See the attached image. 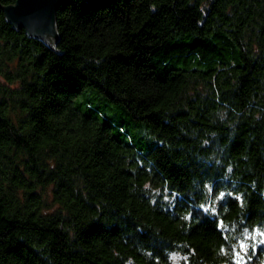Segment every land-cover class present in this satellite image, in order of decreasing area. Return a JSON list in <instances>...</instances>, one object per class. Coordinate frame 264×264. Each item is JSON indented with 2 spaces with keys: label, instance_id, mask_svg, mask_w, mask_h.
I'll return each mask as SVG.
<instances>
[{
  "label": "trees",
  "instance_id": "trees-1",
  "mask_svg": "<svg viewBox=\"0 0 264 264\" xmlns=\"http://www.w3.org/2000/svg\"><path fill=\"white\" fill-rule=\"evenodd\" d=\"M15 2L0 264H264V0H68L54 48L7 22Z\"/></svg>",
  "mask_w": 264,
  "mask_h": 264
},
{
  "label": "water",
  "instance_id": "water-1",
  "mask_svg": "<svg viewBox=\"0 0 264 264\" xmlns=\"http://www.w3.org/2000/svg\"><path fill=\"white\" fill-rule=\"evenodd\" d=\"M68 0H16L2 8L7 22L15 30H24L31 39L54 48L59 41L57 14ZM89 4L114 0H84Z\"/></svg>",
  "mask_w": 264,
  "mask_h": 264
},
{
  "label": "rangeland",
  "instance_id": "rangeland-1",
  "mask_svg": "<svg viewBox=\"0 0 264 264\" xmlns=\"http://www.w3.org/2000/svg\"><path fill=\"white\" fill-rule=\"evenodd\" d=\"M91 106L88 108H82L84 112L95 113L96 116L101 118H109L112 120L115 126V131L123 130L135 135L136 141L134 142L138 146L145 143L142 138V129H140L134 121L125 112L117 108L116 106L105 102L103 99L97 97L95 94L88 95Z\"/></svg>",
  "mask_w": 264,
  "mask_h": 264
}]
</instances>
